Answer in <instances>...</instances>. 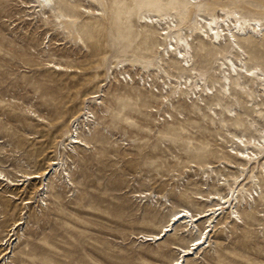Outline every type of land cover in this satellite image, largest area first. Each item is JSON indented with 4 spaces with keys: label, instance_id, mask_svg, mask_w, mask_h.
Listing matches in <instances>:
<instances>
[{
    "label": "rangeland",
    "instance_id": "obj_1",
    "mask_svg": "<svg viewBox=\"0 0 264 264\" xmlns=\"http://www.w3.org/2000/svg\"><path fill=\"white\" fill-rule=\"evenodd\" d=\"M54 1L85 44L61 33L52 15L41 18L35 0H0V171L18 183L0 180V264H170L178 258L174 246L187 247L194 235L172 230L152 243L136 236L158 232L182 207L205 208L208 202L188 194L203 193L204 180L215 190L218 178L232 182L241 172L226 155L231 138L212 127L205 106L191 108L184 96L161 99L140 72L162 57L166 27L144 23L143 14H170L182 27L190 4ZM212 1L218 0L193 5L192 23L209 17ZM84 8H102L105 16ZM241 45L248 66L264 70V38ZM215 52L194 38L196 64L206 66ZM121 63L133 81L124 70L115 72ZM94 92L101 105L88 98ZM247 100L239 104L255 119ZM82 114L96 115L98 127L90 147L76 155L67 136L72 118ZM259 121L264 127V118ZM233 124L227 122L232 133L257 136L246 123ZM59 153L72 165L73 183L53 178L50 191H35L25 174L49 167ZM263 213L264 198L254 211H242L239 223L216 225L205 251L187 255L183 264H264ZM204 226L198 222L199 230Z\"/></svg>",
    "mask_w": 264,
    "mask_h": 264
},
{
    "label": "bare ground",
    "instance_id": "obj_2",
    "mask_svg": "<svg viewBox=\"0 0 264 264\" xmlns=\"http://www.w3.org/2000/svg\"><path fill=\"white\" fill-rule=\"evenodd\" d=\"M35 1L41 18H44L45 14L52 15L55 27L61 33L70 37L75 43L85 44L70 18L55 6L54 0ZM69 1L63 0L64 3ZM87 1L89 4L99 5L97 0ZM181 1L189 3L192 10L193 5L200 0ZM190 10L182 19V27L173 15L143 14L144 23L161 25L163 22L166 27L161 28L163 30L161 35L164 36L162 57L154 69H151L150 65H141L140 72L154 83L153 87L157 88L161 99L168 100L170 97L174 99L176 95L181 99L184 96L188 98L187 106L198 111H202V106H205L209 110L212 127L216 130H224L231 138V149L226 150V155L237 161L236 165L241 171L239 176L243 177L237 180L239 176H230L232 182L227 178H223V181L218 178L213 182L217 187L215 190H210V182L204 180L201 182L205 189L203 193L188 192V194L194 202H208L205 208L192 212L189 208L182 207L170 215L167 223L158 232H142L136 236L141 241L152 243L163 240L172 230H179L184 235H194L195 238L187 247L174 246L178 258L170 264H183L187 255L204 252L209 246L211 232L216 225L230 221L239 223L242 219L241 212L254 211L257 202L264 198V127L259 121L260 118H264V70L257 65L248 66L246 52L241 45L245 40L264 38V0L212 1L208 10L209 17L201 16L195 23L190 20ZM83 11L105 16L102 8L95 10L84 8ZM194 38L216 51L212 60L204 67L196 64L194 60L192 54ZM118 65L113 67L115 72L120 71V74L124 73L122 70L126 72L122 63L119 67ZM165 65L168 70L165 69ZM55 68L60 69V66L57 65ZM170 69L178 72V75L171 73ZM127 74L133 81L132 76ZM141 79L143 80V76ZM157 81L159 86L155 84ZM151 82H149L150 86H152ZM249 82L252 84L250 85ZM254 84L255 88H253ZM244 97L249 99L246 102L251 103V107L247 111L254 114L255 119H249L250 115L242 111L239 100ZM88 98L93 99L95 105L97 103L101 105L103 102L96 100L100 98L96 92L89 94ZM209 99L214 102L206 103L205 101ZM231 120L235 124L239 121L243 125L246 123L247 128L257 136L232 133L227 127V122ZM71 122L72 129L67 138L77 155V149L87 150L90 147L89 138L98 127V120L94 114H82L72 118ZM64 153L69 154V151L66 150ZM63 155L59 153L50 161L49 167L43 170L26 173L25 181L33 182L35 191L44 190L46 193L50 191L49 184L53 178L58 180L66 178L67 182L73 183L72 165H69ZM208 167L213 168V166ZM61 169L63 173L60 172ZM3 179L9 180L11 186L18 185L16 179H9L0 171V180ZM221 190L227 191L223 194ZM28 202L25 200V203ZM261 215L264 217V213ZM200 221L205 224L202 230L198 227Z\"/></svg>",
    "mask_w": 264,
    "mask_h": 264
}]
</instances>
